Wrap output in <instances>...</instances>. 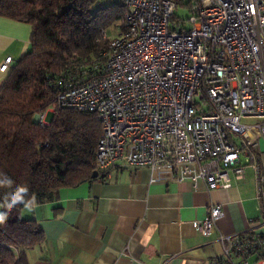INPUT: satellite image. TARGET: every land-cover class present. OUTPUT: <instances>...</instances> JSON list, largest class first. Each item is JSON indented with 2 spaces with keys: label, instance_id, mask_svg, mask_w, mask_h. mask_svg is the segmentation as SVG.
<instances>
[{
  "label": "built area",
  "instance_id": "1",
  "mask_svg": "<svg viewBox=\"0 0 264 264\" xmlns=\"http://www.w3.org/2000/svg\"><path fill=\"white\" fill-rule=\"evenodd\" d=\"M120 1L125 24L105 56L58 81V107L101 119L98 173L146 167L151 184L211 190L231 187L232 176L241 179L251 167L264 210V0ZM180 6L189 9L190 25L177 18ZM13 64L7 56L0 70ZM224 213L222 205L209 207L199 232L214 233ZM219 239L223 256L211 264H252L254 254L253 264H264V234Z\"/></svg>",
  "mask_w": 264,
  "mask_h": 264
},
{
  "label": "trees",
  "instance_id": "2",
  "mask_svg": "<svg viewBox=\"0 0 264 264\" xmlns=\"http://www.w3.org/2000/svg\"><path fill=\"white\" fill-rule=\"evenodd\" d=\"M0 0V15L31 23L28 52L12 67L0 89V264H29L26 250L44 240V232L21 209L43 203L56 191L97 179L96 151L102 122L96 112L56 105L59 80L76 77L105 56L103 34L122 21L120 0ZM54 108L50 123L35 120ZM23 186L11 208L7 200ZM18 251V252H17Z\"/></svg>",
  "mask_w": 264,
  "mask_h": 264
},
{
  "label": "crops",
  "instance_id": "3",
  "mask_svg": "<svg viewBox=\"0 0 264 264\" xmlns=\"http://www.w3.org/2000/svg\"><path fill=\"white\" fill-rule=\"evenodd\" d=\"M32 32L31 23L0 15V64L12 56L14 66L28 52ZM10 70H0V89ZM260 151L264 169L263 142ZM149 177L146 167L119 165L104 181L62 188L23 207L21 215L44 232L43 242L26 250L29 264H211L223 256L220 233L264 234L251 167L241 179L232 176L231 187L211 190L188 182L151 184ZM216 204L225 213L204 236L197 221Z\"/></svg>",
  "mask_w": 264,
  "mask_h": 264
},
{
  "label": "rangeland",
  "instance_id": "4",
  "mask_svg": "<svg viewBox=\"0 0 264 264\" xmlns=\"http://www.w3.org/2000/svg\"><path fill=\"white\" fill-rule=\"evenodd\" d=\"M112 2V0H99L97 6L99 7L100 4H103V3H110ZM189 2V0H185V4H187ZM191 13L189 11V9L187 7H184V6H180L177 10H176V16L178 19H184L186 20V23L187 25H190L189 22H188V19L190 17ZM125 24V17L122 21H119V22H116L114 25H112L110 28L107 29V32L105 33V36L104 38L108 40V44H109V40L112 38V37H116L117 35H119L120 31L122 30L123 28V25ZM53 115H54V108H51L47 111V115H46V118H45V121L47 123H50L52 118H53ZM40 116V113L37 114L35 116V120H37ZM264 258V257H263ZM257 260V254H254L252 255L250 258H249V261L250 263H254L255 261Z\"/></svg>",
  "mask_w": 264,
  "mask_h": 264
},
{
  "label": "clouds",
  "instance_id": "5",
  "mask_svg": "<svg viewBox=\"0 0 264 264\" xmlns=\"http://www.w3.org/2000/svg\"><path fill=\"white\" fill-rule=\"evenodd\" d=\"M10 177L3 176L0 177V180H10ZM26 189L23 186H18V190L13 193V198L11 200H7L6 203L8 205V208H11L16 202H18L21 199V192L25 191ZM7 208H4L2 205H0V213H6Z\"/></svg>",
  "mask_w": 264,
  "mask_h": 264
},
{
  "label": "water",
  "instance_id": "6",
  "mask_svg": "<svg viewBox=\"0 0 264 264\" xmlns=\"http://www.w3.org/2000/svg\"><path fill=\"white\" fill-rule=\"evenodd\" d=\"M98 175H99L98 171H97V170L94 171V173H93V177H97Z\"/></svg>",
  "mask_w": 264,
  "mask_h": 264
},
{
  "label": "bare ground",
  "instance_id": "7",
  "mask_svg": "<svg viewBox=\"0 0 264 264\" xmlns=\"http://www.w3.org/2000/svg\"><path fill=\"white\" fill-rule=\"evenodd\" d=\"M255 263V262H254Z\"/></svg>",
  "mask_w": 264,
  "mask_h": 264
}]
</instances>
